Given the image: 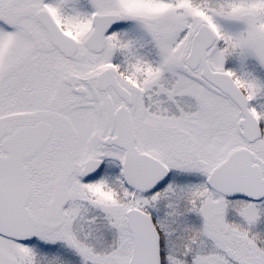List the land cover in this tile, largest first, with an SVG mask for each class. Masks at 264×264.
Returning a JSON list of instances; mask_svg holds the SVG:
<instances>
[{"label":"snow or ice","instance_id":"6c2138e0","mask_svg":"<svg viewBox=\"0 0 264 264\" xmlns=\"http://www.w3.org/2000/svg\"><path fill=\"white\" fill-rule=\"evenodd\" d=\"M0 264H264V0H0Z\"/></svg>","mask_w":264,"mask_h":264}]
</instances>
